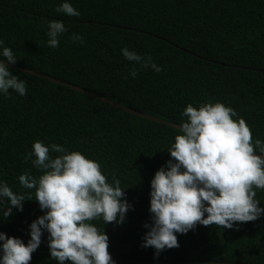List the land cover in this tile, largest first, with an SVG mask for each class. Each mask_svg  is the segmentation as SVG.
I'll list each match as a JSON object with an SVG mask.
<instances>
[{"label": "trees", "instance_id": "obj_1", "mask_svg": "<svg viewBox=\"0 0 264 264\" xmlns=\"http://www.w3.org/2000/svg\"><path fill=\"white\" fill-rule=\"evenodd\" d=\"M60 2L0 0V39L17 58L4 62L26 82L24 96L12 90L0 96V179L34 199L35 191L18 182L23 172L40 174L23 158L32 143L80 150L101 164L109 181L115 174L131 205L122 224L104 225L115 264H264V214L230 229L197 224L158 256L141 246L151 222L149 182L170 158L166 150L178 131L168 123L186 119L180 113L188 103H224L245 120L253 141L264 142V0H69L78 17L56 12ZM49 20L67 28L54 49L46 44ZM73 33L84 43L72 42ZM124 46L151 56L161 71L137 66L132 78L120 54ZM256 199L264 204V190H256ZM42 214L35 200L25 199L22 210L0 220V231L26 243L28 225ZM48 257L43 232L29 264H56Z\"/></svg>", "mask_w": 264, "mask_h": 264}, {"label": "clouds", "instance_id": "obj_2", "mask_svg": "<svg viewBox=\"0 0 264 264\" xmlns=\"http://www.w3.org/2000/svg\"><path fill=\"white\" fill-rule=\"evenodd\" d=\"M55 11L69 17L80 15L69 0H61ZM66 31L62 21L49 20L47 46L56 48ZM69 38L84 43L79 33ZM120 54L130 62L132 78L138 75L137 66L161 71L147 54L126 46ZM5 60L15 63L17 58L0 39V96L7 98L9 90L24 96L26 82L11 73ZM180 115L186 119L166 150L170 158L149 182L151 222L144 225L147 231L141 246L152 247L154 256L178 247L177 234H186L197 224L230 229L234 222L254 221L264 214V204L256 199V190H264V142L253 141L245 120L220 101L195 107L188 103ZM23 158L40 173L34 176L26 171L18 176L19 185L34 190L35 198L14 192L0 179V220H6L13 209L22 210L25 199L35 200L43 214L28 225L26 243L0 231V264H29L43 232H47L48 259L56 264H115L104 225L122 224L131 207L115 174L109 181L93 157L39 139ZM96 220L103 222L102 228L93 223Z\"/></svg>", "mask_w": 264, "mask_h": 264}, {"label": "water", "instance_id": "obj_3", "mask_svg": "<svg viewBox=\"0 0 264 264\" xmlns=\"http://www.w3.org/2000/svg\"><path fill=\"white\" fill-rule=\"evenodd\" d=\"M18 68L21 69V70L28 71V72H30V73L36 74V75H38V76H40V77L46 78V79H48V80H50V81H53V82H56V83L62 84V85H64V86H67V87L72 88V89H75V90H77V91H80V92L86 93V94H88V95H90V96H93V97H96V98H98V99H100V100H103V101H105V102H108V103H110L111 105H113V106H115V107H118V108L124 109V110H126V111H128V112H131V113H133V114H136V115H139V116H143V117H146V118H149V119H152V120L158 121V122H164V121L161 120V119L154 118V117H151V116L146 115V114H144V113H141V112H137V111H134V110L128 109V108H126V107H124V106H122V105H120V104H118V103H115V102H113V101H110V100H108V99H105V98H103V97H101V96H98V95H96V94H94V93H91V92H89V91H86V90H84V89H82V88H80V87L74 86V85L69 84V83H67V82H64V81L58 80V79H56V78H53V77L47 76V75L42 74V73H37V72H35V71L27 70V69H24V68H21V67H18ZM168 124H170L171 126L176 127V128L179 127V125H176V124H172V123H168Z\"/></svg>", "mask_w": 264, "mask_h": 264}]
</instances>
